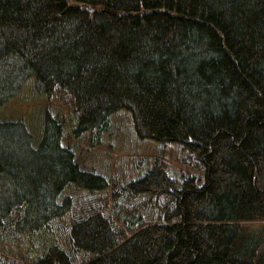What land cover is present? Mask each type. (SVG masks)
<instances>
[{"label":"trees","instance_id":"1","mask_svg":"<svg viewBox=\"0 0 264 264\" xmlns=\"http://www.w3.org/2000/svg\"><path fill=\"white\" fill-rule=\"evenodd\" d=\"M84 1L0 0V254L41 238L56 241L21 264H264V0ZM20 56L43 78L33 92L65 96L37 131L1 113L21 88L2 80ZM116 110L140 140L178 144L193 163L175 178L142 157L122 183L80 169L63 143ZM71 181L105 194L78 200ZM68 215L62 242L52 225Z\"/></svg>","mask_w":264,"mask_h":264},{"label":"rangeland","instance_id":"2","mask_svg":"<svg viewBox=\"0 0 264 264\" xmlns=\"http://www.w3.org/2000/svg\"><path fill=\"white\" fill-rule=\"evenodd\" d=\"M21 88L11 102L6 104L1 110V113L6 118H14L20 114H24L28 119L27 123L35 127V131L39 130L41 123V116L45 110L51 111L53 114H59L67 110L64 103L65 96L58 98L43 99L36 94L35 89H30L20 94ZM71 118L64 122V126H68ZM74 152V160L79 168L85 171H92L99 173L107 178L110 183L128 182L131 178L140 175L144 171V163L142 157H147L146 164L151 167V156H160L166 161L163 165L167 166L169 170L167 173L170 177H179L182 172L181 167H189V164L184 160L188 152L180 145L163 146L161 143H155L153 140H140L134 130L131 115L126 110H119L110 113L105 127L91 129L81 132L78 136L71 133L69 139L64 143ZM183 158V161H181ZM189 163L193 160L187 158ZM164 177V176H163ZM109 192L112 190L109 187L106 189ZM69 193L78 200L86 201L98 195H104L105 192L91 193L72 184L64 191ZM163 203L170 205L171 201L168 195L161 197ZM151 210V208H150ZM151 211L149 214H151ZM69 215L63 219L55 221L52 225L54 233H56L63 242L61 237L62 228L68 223ZM146 215H140L139 220H143ZM136 220V217H134ZM51 234L48 235V238ZM6 247L12 243L9 241V236L4 238ZM46 248L48 245L40 238L38 242H34V246ZM16 249V256L0 254V264H21L22 254L33 257L34 254L39 255L38 249L30 250L27 244L19 242L13 244Z\"/></svg>","mask_w":264,"mask_h":264},{"label":"bare ground","instance_id":"3","mask_svg":"<svg viewBox=\"0 0 264 264\" xmlns=\"http://www.w3.org/2000/svg\"><path fill=\"white\" fill-rule=\"evenodd\" d=\"M96 1L100 2L103 5H106V4L108 5L107 0H96ZM137 1H138V3L136 4L137 5L136 7H137V11H138L144 7V4L149 3L152 0H137ZM72 2L74 4H76L78 2L85 3L84 0H72ZM88 4L91 5V4H95V3L89 2ZM64 15H66L69 18V20L73 17V14L67 13L65 11H64V14H63V12L54 11L51 14V19L53 21L63 22L64 21ZM214 29L218 30L215 27H214ZM21 60H22V56H20L18 58V60L14 63L12 68L11 67L5 68L6 74L2 78V80L5 82V86L7 88H15V87L25 88L26 86H29L30 89H33L34 87H37V83L42 82L43 78L40 75H38L36 69H34L33 66L31 64H29V62H21ZM173 74L174 75L177 74V71H174ZM198 84L200 85V82ZM46 91L47 90H44L43 92L47 93ZM45 93H39L38 96L42 97L45 100L59 97V91L58 90L55 91L53 89L52 92H49V96H47ZM58 156H61L63 158H67L65 151L59 152ZM204 172H205V167H204L203 163H199L197 165L196 170L192 173V176L194 178H201L204 175ZM50 173L47 177L50 178L52 181L53 179L50 177V175H51ZM52 173H53V171H52ZM71 184L73 186H76V187L80 185V183H78L76 181H71ZM78 188H80V187H78ZM65 194H69V193H65ZM5 230H6V227L1 224L0 225V233L3 234ZM48 231H50V230H48ZM55 241H56V239L47 240V241H45V244L52 245ZM36 249H38V251H39L38 253H43V252H45L46 248H42V247L37 246V245L30 248V250H36Z\"/></svg>","mask_w":264,"mask_h":264}]
</instances>
